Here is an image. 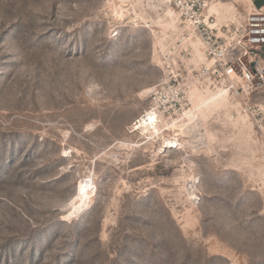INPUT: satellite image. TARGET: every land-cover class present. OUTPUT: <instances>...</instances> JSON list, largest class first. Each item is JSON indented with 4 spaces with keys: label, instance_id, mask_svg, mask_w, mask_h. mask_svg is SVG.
<instances>
[{
    "label": "rangeland",
    "instance_id": "374dc122",
    "mask_svg": "<svg viewBox=\"0 0 264 264\" xmlns=\"http://www.w3.org/2000/svg\"><path fill=\"white\" fill-rule=\"evenodd\" d=\"M181 29L167 0H0V264H264V132ZM173 70L184 109L133 131Z\"/></svg>",
    "mask_w": 264,
    "mask_h": 264
},
{
    "label": "built area",
    "instance_id": "2783aa9c",
    "mask_svg": "<svg viewBox=\"0 0 264 264\" xmlns=\"http://www.w3.org/2000/svg\"><path fill=\"white\" fill-rule=\"evenodd\" d=\"M217 2L167 0L178 14L184 42L201 41L206 61L197 69L189 68V74L203 90L224 92L232 113L264 132V6L251 5L220 22L217 15L209 13V7ZM188 48L187 56L193 54ZM179 77L178 70H173L165 84L154 88L150 111H156L161 121L184 109L188 91L176 84Z\"/></svg>",
    "mask_w": 264,
    "mask_h": 264
},
{
    "label": "bare ground",
    "instance_id": "6f19581e",
    "mask_svg": "<svg viewBox=\"0 0 264 264\" xmlns=\"http://www.w3.org/2000/svg\"><path fill=\"white\" fill-rule=\"evenodd\" d=\"M224 3H221V2H219V3H217V4H212L210 7H209V13H211V14H215V15H217V17L219 16V14L218 13H221L222 11H223V8H224ZM171 6V5H170ZM223 6V7H222ZM172 7V6H171ZM173 8V7H172ZM230 8V7H229ZM117 9V8H116ZM174 10V9H173ZM115 11H117V13H118V15H120V16H123V13H124V8L123 7H120V10H115ZM174 12L176 13V15L178 16V14H177V12L174 10ZM235 14H233V16H234ZM232 16V17H233ZM179 18V17H178ZM219 20V19H218ZM194 41V40H193ZM195 41H198L199 43H200V45H201V41L200 40H195ZM191 43V42H190ZM201 49H202V47H201ZM193 52V51H192ZM202 52H203V50H202ZM156 55V54H155ZM193 55H194V57H193V59H195V54H194V52H193ZM203 56H204V58H203V60L198 64V65H200V64H202L203 62H205L206 61V58H205V55H204V53H203ZM157 58V57H156ZM158 59V58H157ZM166 61V60H165ZM186 115H187V118H188V120H189V122H188V124H187V126H185V130H186V132H188V131H192V133H193V138L195 137V135H196V133H197V131H198V129H197V124H198V117H197V115L194 113V112H192L191 110H187L186 111ZM159 120H160V116H159V114L156 112V111H153V110H149L148 111V113L147 114H145V115H143L142 117H140L139 118V120L136 122V124H137V127L133 130V131H137V130H139V128H140V125H141V127H142V129L143 130H145L146 132H150V131H154V130H156L157 129V126H158V122H159ZM188 130V131H187ZM200 134H202V133H200ZM199 134V135H200ZM203 135V134H202ZM189 136V135H188ZM184 138H186V137H184ZM198 138V137H197ZM178 139V138H177ZM180 139V138H179ZM200 139H201V136H200ZM179 144H182L181 143V141H179V140H176V138L175 139H169L167 142H165L164 143V148H171V147H175V146H178Z\"/></svg>",
    "mask_w": 264,
    "mask_h": 264
},
{
    "label": "crops",
    "instance_id": "0c3cea01",
    "mask_svg": "<svg viewBox=\"0 0 264 264\" xmlns=\"http://www.w3.org/2000/svg\"><path fill=\"white\" fill-rule=\"evenodd\" d=\"M245 2L248 4V6H256V7H262L264 6V0H245Z\"/></svg>",
    "mask_w": 264,
    "mask_h": 264
}]
</instances>
